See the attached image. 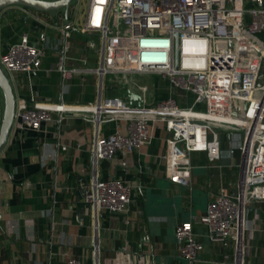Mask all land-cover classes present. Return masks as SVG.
Masks as SVG:
<instances>
[{
  "label": "built area",
  "instance_id": "1",
  "mask_svg": "<svg viewBox=\"0 0 264 264\" xmlns=\"http://www.w3.org/2000/svg\"><path fill=\"white\" fill-rule=\"evenodd\" d=\"M73 5L75 11L77 0ZM76 29L71 21L60 28L62 55L49 70L57 71L62 82L76 74L95 75L97 96L72 103L41 99L32 78L41 69L48 37L40 31L32 41L23 32L0 54L13 84L19 74L26 76L28 97L16 96L13 130H40L46 122L59 124L70 117L94 125L89 165L79 172L78 187L96 222L103 212H127L135 186L122 177H102L103 161L119 155L118 162L126 166L128 156L151 144L161 128L166 132L160 155L166 178L190 185L192 153L205 151L211 161L219 160L224 153L220 131L227 132L226 154L238 155L233 164L237 178L221 188L198 222L211 242L233 247L232 256L224 255L231 264H249V233L255 227L247 212L264 202V36H257L264 33V0H87L79 31L90 36L85 46L96 52L94 67L86 58L67 54L71 44L66 39ZM67 59L81 64L66 65ZM106 75L124 77L141 92V104H130L122 93L105 94ZM131 76L156 78L165 94H155L157 82H132ZM150 93L156 95L151 102ZM186 93L193 96L189 105L183 104ZM200 104L204 109L196 108ZM111 122L115 129L103 133ZM175 236L181 264H197L203 244L192 220L180 221ZM92 248L90 260L71 256L64 264H100L96 240Z\"/></svg>",
  "mask_w": 264,
  "mask_h": 264
},
{
  "label": "crops",
  "instance_id": "2",
  "mask_svg": "<svg viewBox=\"0 0 264 264\" xmlns=\"http://www.w3.org/2000/svg\"><path fill=\"white\" fill-rule=\"evenodd\" d=\"M73 14L74 10H70L69 21L74 24ZM63 25L62 10L39 12L19 5L1 9L0 54L21 33H30L34 41L44 31L48 41L41 69L32 78L38 96L69 103L93 101L97 96L95 75L76 74L62 82L57 71L49 70L62 55ZM76 31L79 30H71L66 39L71 44L68 56L86 58L89 66H96V52L76 38ZM91 37L97 39L96 35ZM65 64L81 63L67 59ZM121 78L106 75L104 93L121 95L129 87ZM14 87L16 96L28 97L24 74L18 75ZM129 89L139 91L131 85ZM163 92L157 84L155 94L161 96ZM155 94H148L147 101H153ZM183 97V104H190V95ZM115 127L116 123H108L102 132H111ZM93 133L94 125L81 117L66 118L59 124L46 122L40 130L12 129L7 146L0 153V264H64L71 256L90 260L95 240L100 247V264H181L175 227L183 220H192L193 230L203 244L197 264H231L224 255L232 256L233 247L211 242L206 226L198 222L199 215L221 188L231 187L229 184L237 178L238 170L233 164L238 155L226 154L227 132L220 131L224 153L219 160L211 161L205 151L192 153L190 185L166 178L160 158L166 132L161 128L156 130L151 144L128 156L126 166L118 162L119 155L103 161L99 169L102 177H122L135 186L127 212H103L98 222L78 187L79 172L89 165ZM154 211L159 215L150 214ZM247 217L255 229L249 233L251 251L246 262L264 264V202L253 204Z\"/></svg>",
  "mask_w": 264,
  "mask_h": 264
},
{
  "label": "water",
  "instance_id": "3",
  "mask_svg": "<svg viewBox=\"0 0 264 264\" xmlns=\"http://www.w3.org/2000/svg\"><path fill=\"white\" fill-rule=\"evenodd\" d=\"M73 0H0V10L8 6L19 5L32 8L39 12L63 11V23L69 24V11ZM0 91L2 94L3 110L0 119V153L5 149L13 129L16 113V92L13 81L8 72L2 67L0 62ZM139 91L124 89L122 94L127 97L130 104H141ZM150 212L152 215L158 213Z\"/></svg>",
  "mask_w": 264,
  "mask_h": 264
},
{
  "label": "rangeland",
  "instance_id": "4",
  "mask_svg": "<svg viewBox=\"0 0 264 264\" xmlns=\"http://www.w3.org/2000/svg\"><path fill=\"white\" fill-rule=\"evenodd\" d=\"M76 0H73L72 3H71V7H70V10H72V7L74 6L73 4H75ZM87 0H77V9L74 11V14H73V22L75 24V26L77 27L78 30H80L79 28L81 27V24L83 22V16H84V6L86 4ZM76 38H80L82 39V42H86L87 38L85 39V37H83V35H81V33H79V31H76V34H75ZM259 38L260 37H263L264 36V33L263 34H258L257 35ZM97 41V40H96ZM123 78V77H122ZM121 78V79H122ZM125 79V78H124ZM131 81H135V82H142L144 81L145 83L148 82L150 85H152L153 83L155 84L157 82V84L161 83L160 81H158L156 78L154 77H149L147 78L146 76H142V77H131ZM149 79V80H148ZM126 88V87H125ZM187 96L188 94L190 95L189 98V101H190V104L193 100V96L190 94V93H186ZM176 98H178V96L176 95L175 96ZM179 101V99H177ZM189 105V104H188ZM197 109H204V105L203 104H200L198 106H196ZM2 110H3V102H2V97H1V91H0V117L2 115ZM236 112L240 113L241 110L240 108L236 107Z\"/></svg>",
  "mask_w": 264,
  "mask_h": 264
},
{
  "label": "bare ground",
  "instance_id": "5",
  "mask_svg": "<svg viewBox=\"0 0 264 264\" xmlns=\"http://www.w3.org/2000/svg\"><path fill=\"white\" fill-rule=\"evenodd\" d=\"M76 108V107H75ZM96 109V108H95ZM94 110V109H93ZM98 114V113H97Z\"/></svg>",
  "mask_w": 264,
  "mask_h": 264
}]
</instances>
